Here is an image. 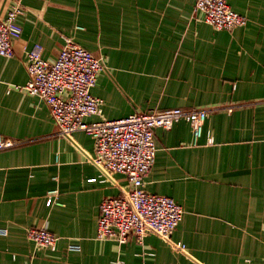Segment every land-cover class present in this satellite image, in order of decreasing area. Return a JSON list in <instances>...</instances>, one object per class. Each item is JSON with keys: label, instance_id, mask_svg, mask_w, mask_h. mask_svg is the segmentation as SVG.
<instances>
[{"label": "crops", "instance_id": "1", "mask_svg": "<svg viewBox=\"0 0 264 264\" xmlns=\"http://www.w3.org/2000/svg\"><path fill=\"white\" fill-rule=\"evenodd\" d=\"M15 1L0 0V18ZM20 2L22 34L13 56H0V134L19 141L0 150V264H264V0H227L248 20L233 30L203 21L194 0ZM64 37L104 61L92 89L102 113L90 120L209 110L197 140L186 121L154 130L144 190L184 208L170 241L153 232L124 243L97 238L101 202L125 195L129 180L100 178L92 138L59 135L48 104L23 89L27 51L39 43L53 61ZM50 190L60 204L46 205ZM42 221L55 249L28 238Z\"/></svg>", "mask_w": 264, "mask_h": 264}, {"label": "built area", "instance_id": "2", "mask_svg": "<svg viewBox=\"0 0 264 264\" xmlns=\"http://www.w3.org/2000/svg\"><path fill=\"white\" fill-rule=\"evenodd\" d=\"M194 1L195 11L217 30H233L248 22L244 15L230 7L227 0ZM24 13V6L17 0L7 16L0 18V56H13V42L22 34L18 19ZM64 40L65 44L53 61L43 57V47L39 43L27 51L29 79L23 89L48 104L59 135L70 137L76 131H83L92 138L94 156L91 161L100 169V178L122 173L129 180L130 189L125 195L108 197L101 202L97 238L124 243L130 236L141 241L146 232H153L170 241L173 231L183 220L184 208L173 197L144 190V178L157 154L154 130H168L175 123L186 121L197 140L203 133L209 110L205 107H174L132 113L118 119L90 120L102 113L103 101L92 93V89L105 67L104 61L72 38L64 37ZM233 106H227L229 112ZM18 142L0 134V150L12 148ZM213 143V131L208 130L207 144ZM96 180V177L90 179ZM56 204H60L58 191H48L46 205ZM4 232L0 230V233ZM27 234L37 246L49 249L57 246L58 237L44 221L29 228ZM174 245L184 249L182 243Z\"/></svg>", "mask_w": 264, "mask_h": 264}]
</instances>
